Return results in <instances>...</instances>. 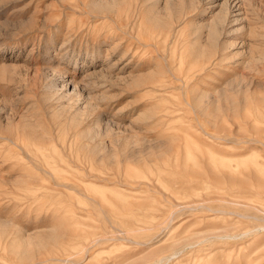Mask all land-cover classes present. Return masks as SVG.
I'll return each mask as SVG.
<instances>
[{"label": "rangeland", "instance_id": "374dc122", "mask_svg": "<svg viewBox=\"0 0 264 264\" xmlns=\"http://www.w3.org/2000/svg\"><path fill=\"white\" fill-rule=\"evenodd\" d=\"M163 256L264 264V0H0V264Z\"/></svg>", "mask_w": 264, "mask_h": 264}, {"label": "bare ground", "instance_id": "6f19581e", "mask_svg": "<svg viewBox=\"0 0 264 264\" xmlns=\"http://www.w3.org/2000/svg\"><path fill=\"white\" fill-rule=\"evenodd\" d=\"M98 1V0H97ZM226 12V11H225ZM224 12V9L221 8L217 14L215 15V18L212 20V22L210 24H206V25H202L201 27H204L206 26V28L208 29L209 31V38L210 40L212 41V43H214L215 45L217 46H220V50L224 52V50L227 49V47L229 46V41L231 42V40H228V41H222L221 37L224 33V28L223 26L226 24V19L229 15V13L227 12L225 14ZM232 13V12H231ZM61 19V18H60ZM230 22V21H229ZM173 23V22H172ZM132 29V27H131ZM232 29V28H231ZM174 30V28H173ZM234 30V29H233ZM235 43V42H234ZM233 44V43H232ZM236 44V43H235ZM234 45V44H233ZM232 46V45H231ZM207 47V46H206ZM230 47V46H229ZM229 58L228 54H223L219 59L218 57H215L213 59L210 60V66L213 65V64H218V63H222V62H225L227 59ZM217 60V61H216ZM55 86V85H54ZM57 86V85H56ZM54 88V87H53ZM57 89V88H56ZM70 91V90H69ZM59 94V93H58ZM70 94H65V95H62V97H69ZM209 93H204L201 95V98H200V101H199V106H205V103H206V99L209 97ZM66 105V104H65ZM199 108V107H198ZM204 110H202L203 113L207 112L208 110V107L205 106L203 108ZM75 117V116H74ZM75 119H77L75 117ZM73 125V124H72ZM95 128V126H94ZM62 130V129H61ZM76 131V130H75ZM98 132V131H97ZM80 136V137H86V138H90L88 140V143L87 144H84L83 145V148H87V149H90V151L92 152L93 157H97L99 154H100V151L99 149H107V145L106 144H103V142H99L93 146H91L90 143H92L94 140H95V136L91 135L90 131H82V132H77ZM204 133V132H203ZM207 134V133H206ZM67 135V134H66ZM70 136V135H69ZM67 139H63V145L65 143H67ZM61 142V141H60ZM29 144V143H28ZM32 147V146H31ZM83 158H88L86 155L84 156H81L80 154H77V155H70V157L68 158L66 156V154L64 153H60L58 154L57 156H54V155H49L47 153H42V154H33L32 156L28 157V159L32 162H35V161H47V162H50L52 160H56V159H60L61 161H70L71 159H73L74 161H78V160H81ZM113 158V157H112ZM72 160V161H73ZM236 168V167H234ZM226 175V174H224ZM244 192H247V191H244ZM209 209V208H208ZM212 210V209H211ZM235 215V214H234ZM238 215V214H237ZM242 215V214H241ZM246 216V215H245ZM249 232V231H248ZM243 234V233H242ZM241 234V235H242ZM234 238V237H233ZM87 243V242H86ZM178 251H175L174 254H176ZM168 257V256H163L161 257L158 261H156L154 264H162V261L165 260V258ZM171 259V258H170Z\"/></svg>", "mask_w": 264, "mask_h": 264}]
</instances>
